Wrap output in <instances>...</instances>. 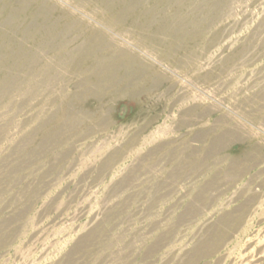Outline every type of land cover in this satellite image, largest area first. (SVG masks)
<instances>
[{"label": "rangeland", "instance_id": "obj_1", "mask_svg": "<svg viewBox=\"0 0 264 264\" xmlns=\"http://www.w3.org/2000/svg\"><path fill=\"white\" fill-rule=\"evenodd\" d=\"M0 14V264H264V0Z\"/></svg>", "mask_w": 264, "mask_h": 264}, {"label": "bare ground", "instance_id": "obj_2", "mask_svg": "<svg viewBox=\"0 0 264 264\" xmlns=\"http://www.w3.org/2000/svg\"><path fill=\"white\" fill-rule=\"evenodd\" d=\"M21 6V5H20ZM4 9V8H3ZM2 9V10H3ZM0 16H1V14H0ZM10 20H9V16L6 18V20L3 22V23H7V22H9Z\"/></svg>", "mask_w": 264, "mask_h": 264}]
</instances>
